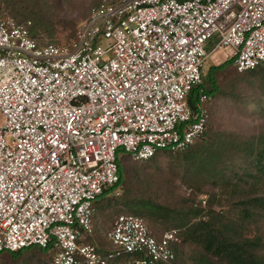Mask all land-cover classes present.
Returning a JSON list of instances; mask_svg holds the SVG:
<instances>
[{
	"label": "built area",
	"instance_id": "1",
	"mask_svg": "<svg viewBox=\"0 0 264 264\" xmlns=\"http://www.w3.org/2000/svg\"><path fill=\"white\" fill-rule=\"evenodd\" d=\"M30 26L0 16V253L53 243L52 264H173L177 231L156 238L135 214L115 218L110 251L79 239L119 149L142 161L202 136L211 96L200 87L193 109L189 95L209 54L238 72L264 62V0L103 1L69 44L39 45Z\"/></svg>",
	"mask_w": 264,
	"mask_h": 264
},
{
	"label": "trees",
	"instance_id": "2",
	"mask_svg": "<svg viewBox=\"0 0 264 264\" xmlns=\"http://www.w3.org/2000/svg\"><path fill=\"white\" fill-rule=\"evenodd\" d=\"M40 1L18 0L17 3L13 0H0V16L17 22L31 21L30 36L39 45L62 44L55 40L43 42L42 35L49 36L52 33L47 30L48 21L42 11L44 7L38 6ZM100 2L94 3L92 7ZM113 2L116 0H111ZM5 6L13 12L9 8L11 12H6ZM78 27L66 44L75 39ZM217 40L214 35L207 41L208 52ZM201 78L200 86L193 88L189 95L193 109L200 87L216 103L221 97H226L234 102L242 100L247 106L258 104L264 109V62L254 69L238 72L232 59H224L219 64L209 65L205 72L202 70ZM217 108L216 104L213 116L217 114ZM260 119L264 120V111H260ZM208 122L209 119L204 133L197 140L200 142L195 144V141L183 150L187 152L184 162L189 160V166L193 168L190 171H198L212 185L210 187L229 202V208H213L214 194L209 196L208 201L201 203L203 200L201 197L195 198L192 188L202 192L200 187L189 186L186 194H180L175 187L176 179L169 169L138 166L130 162L127 153L119 149L116 154L119 180L114 186L105 189L93 203L92 232L83 233L79 242L93 244L99 252L112 250L107 232L113 222L102 234V241L96 242L94 218L103 212L108 202H111L110 199H114L108 193L118 188L120 193L114 194L115 203L126 207L128 212L125 213L142 216L151 227L164 229L157 234L145 222L153 236L159 238L165 231H177L179 242L173 245V264H264V234H258L260 230L264 232V128L257 134L242 137L233 132L226 134L216 128L207 129ZM163 153L170 152H158L148 160L137 162L147 164ZM234 158L239 162H233ZM119 212L115 218L121 214ZM252 231H255V236H250ZM181 241L195 247L196 254L191 262L183 260ZM55 251L53 243L46 248L30 246L13 252L3 251L0 253V264H52ZM135 257L136 254L123 255L122 259Z\"/></svg>",
	"mask_w": 264,
	"mask_h": 264
},
{
	"label": "rangeland",
	"instance_id": "3",
	"mask_svg": "<svg viewBox=\"0 0 264 264\" xmlns=\"http://www.w3.org/2000/svg\"><path fill=\"white\" fill-rule=\"evenodd\" d=\"M14 1L17 2L18 0H13V2ZM100 1L111 2V0H41L38 6L44 7L42 11L47 18L46 22L48 21L47 24L49 27L47 26V30H50V32L52 33L49 36L48 34L42 35V38L44 39L43 42L46 43L53 40H55L54 42H62L65 44L66 42H69L75 29L79 26V24H81V22L84 21V19L89 14L92 5ZM12 7H14V5ZM8 8L11 10L10 7L5 6L4 9L6 12L8 11ZM11 11H8V13ZM224 59V50H216L212 52L211 54H209L204 63V66L202 68L203 72L207 70L209 65L219 64ZM259 95L260 94H258L257 96ZM216 104L218 107L217 114L213 116V110L215 109ZM208 107L210 118H208L209 122L207 125V129L208 127L214 129L216 128L220 131L223 130V132H226V134H228V132H233L244 137V135L257 134L262 131V128H264V120L260 119V111H264V109L261 106H258V104L247 106L242 102V100H240L239 102H234V100L226 97H221L216 103L211 97ZM198 142H200V140L195 144H197ZM186 154V151L159 154L147 164L137 161L134 162L131 157L128 158L130 162L138 164V166H148L147 169H151L149 167H165L169 169V171L176 179L177 186L175 187L176 189H178L180 194H186V189H188L189 186L200 187L202 189V192H198L196 188L192 187L193 192H195L194 196L196 199L201 197L202 200L208 201L209 196L211 194H214L215 199L212 205L213 208H215L216 210H225L229 208V202L225 200V198L220 195L216 189L213 190L210 187L212 185L205 178H203L202 175L198 173V171H190L193 170V168L190 167L191 165L189 163V160H187V162H184V156H186ZM234 160L235 161L233 162H239L237 158H234ZM108 194L109 197L111 196L114 199H110L111 202H108L107 207L103 210V212L98 214L94 218V225L96 229V235L94 239L96 242L100 240L102 241V234H104V232L110 227L115 216L117 215L118 210L120 211L119 213L128 212L126 207L117 205L115 203V195L113 190ZM142 219L144 220V222H146L148 227L152 231H156L157 234H160L162 231H164V229L160 228L159 226H156L154 228L151 227L145 218L142 217ZM253 232L255 231H252L251 233ZM258 234H264V232L260 230ZM255 235L256 233L250 234V236ZM195 254L196 251L193 245L181 241V255L183 256V260L191 262L190 260Z\"/></svg>",
	"mask_w": 264,
	"mask_h": 264
}]
</instances>
